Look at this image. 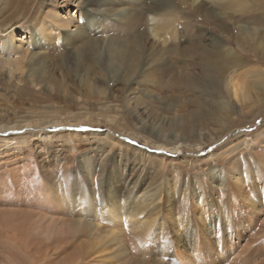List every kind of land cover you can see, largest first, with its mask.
<instances>
[{"label": "rangeland", "instance_id": "rangeland-1", "mask_svg": "<svg viewBox=\"0 0 264 264\" xmlns=\"http://www.w3.org/2000/svg\"><path fill=\"white\" fill-rule=\"evenodd\" d=\"M0 1L1 12L7 0ZM247 1L239 9L233 0H175L172 14L155 16L145 10L149 0H95L88 12L91 30L76 34L75 26L84 22L76 0L71 5L69 0H58L59 6L55 0H36L41 3L40 12L53 9L68 21L74 17L76 25L58 46L33 31L35 49L29 52L25 65L39 62L36 71L47 88L31 84L27 69L21 80L16 73L10 74L9 65L0 73L3 123L13 126L23 119L40 118V124L43 119L53 122L52 118L62 122L55 130L46 129L43 138L9 133L10 138L18 136L20 140L0 149V264H42L47 244L64 230L69 237L73 231H81L76 244L91 252L92 242L108 237L112 228L121 230L124 246L103 241V248L101 243V249L81 264H174L169 232L177 236L186 233L190 207L201 215L193 204L197 197L204 205H214L211 209L217 215L218 230L223 231L227 221L233 227L220 250L225 257L210 259L208 264H264V203L259 200L264 195V87H247L248 101L239 98L240 103L227 87L229 76L245 90L250 81L247 71H264V0ZM88 6L84 5L85 9ZM134 8L143 14L138 27L144 31V49L152 56L141 57L143 63L130 76L112 48L124 40L115 37L128 33L125 22ZM2 16L0 13V22ZM26 18L15 17L11 23L16 25L10 28L4 25L0 40L8 41L6 35L14 29L24 42L30 40L22 29ZM255 19L262 37L256 36V42L243 48L240 41L244 35L238 28ZM33 24L29 28L33 29ZM155 25L162 28L156 37L152 31ZM86 34L96 37L101 49L93 57L80 59L74 47L81 45ZM215 38L226 49L231 48L241 64L224 74L217 82L218 90L212 92L211 86L206 87L208 76L202 60L197 61L195 55V64H185L190 61L189 52L211 49ZM55 46L58 59L50 56ZM14 52L11 44L4 50L0 47L2 60L11 59ZM135 54L140 55L138 48ZM185 76L193 86H188ZM59 84L65 89L58 93L54 86ZM197 103L203 113L196 112ZM222 104L231 107L232 113L219 112ZM68 122L82 127L63 129ZM108 131L114 137L109 138ZM164 144L166 152L159 148ZM174 147L180 149L169 150ZM221 182L224 186L217 187ZM135 194L148 198L141 214L142 221L151 220L146 241L136 233L137 222L117 216L116 210L109 208L110 197L119 200ZM59 218L63 225L54 221ZM50 223L57 226L55 237L42 241L37 232L42 234ZM92 223L98 225L93 232L87 227ZM75 226L78 229L70 233L69 227ZM7 234L12 241L4 239Z\"/></svg>", "mask_w": 264, "mask_h": 264}, {"label": "bare ground", "instance_id": "bare-ground-1", "mask_svg": "<svg viewBox=\"0 0 264 264\" xmlns=\"http://www.w3.org/2000/svg\"><path fill=\"white\" fill-rule=\"evenodd\" d=\"M93 1H95V0H84L83 2H82V0H76V2H78V7L80 8L81 12L83 10L82 15H84V22H83L81 27L79 25L75 26L76 25V19L74 17L71 19V21H70V19L68 21L65 18H63L59 13H54L55 11L53 9L50 12H42L43 10H41V12H40L41 3H39V5H38L36 3V0H7L4 3L2 2L3 7H2L0 13L3 15L2 17H4V18L0 22V29L4 25L5 26L9 25L8 28L16 25V24L11 23L15 17L28 16V19L27 18H26L27 20L25 19L26 25H25V27L23 26L22 29L26 33H28V36L30 35V40L24 42L16 34L17 32L15 29L12 30L8 35H6V36H8V41L7 40H2V41L0 40L1 49L4 50V48H6L10 44L13 45L14 49H15V52H14L15 54H14V56H12L11 59L2 60L3 58L1 59V57H0V73H2V71H4L3 66L9 65L12 67V71L10 72V74L13 75L12 73H16V77L17 76L20 77L19 79L21 80L22 79L21 77L23 76L24 71L27 69L29 71V74H30L29 76H30L31 84H36V86H41L42 89L47 88V86L43 84L44 80L42 82V80H41L42 78H39V73H38V71H36V66H37V63H39V62H35V63L33 62L29 65H25L26 62H28L29 52L31 51V49H35L34 43L36 42V40H35V37H34L35 35L33 34V31L37 32L40 37L44 38V40H47L52 45H57V46L59 44V40L64 35L72 34V31H71L72 26L76 27V30H75L76 34L82 33V32L87 33V31L91 30V25H92V23H91L92 21L89 19L90 17L88 16V12H90L89 10L92 8V6L90 4ZM180 1L182 3H187L188 0H180ZM233 1H234V4L236 5V6L235 5L234 6L238 7L239 9H242L241 8L243 6L242 4L248 3L247 0H233ZM72 2H73V0H69L70 5L72 4ZM174 3H175V0H149V2L146 3V9L145 10L147 13L153 14L155 16H167V15H170L174 12ZM55 4H58V6L60 5L58 3V0H55ZM84 5L85 6L89 5L88 10H87V8L85 9ZM64 6L65 5H63V7ZM82 6L84 9L82 8ZM138 9L139 8L132 9L133 12L131 13L130 17L129 18L126 17V18H128L125 22V24H127L128 28H129V31L127 30L128 33H126L125 36L115 37V39H117L116 41H119L122 37L124 38V40L123 41L121 40L120 42H118V43H120V45L117 46L116 49L111 47L114 51L118 52V55H120L117 59L120 62V64L122 65V67L123 68L125 67V69L128 70L130 76L133 75V73H135V70H137L138 67L141 66V64L144 61L143 59H145L146 57H148L150 59L152 56V55H150V53L148 54V51H146L144 49L145 46H143V43H142V41L144 40L143 39L144 31L138 27V24L141 21V17H143V14H139ZM222 9H221V11H222ZM251 21L253 23H248L246 26L240 25L238 28L239 33L241 35H244L243 37L241 36L242 37L241 41L239 40L240 44H241V46H243V48H245L247 45H251L253 42H256V38H257L256 36L259 35V38L262 37V35L260 34L261 28L259 29V26H257L255 24L256 23L255 21H257V19L251 20ZM33 22H34L33 27H32L33 29H31V28H29V26ZM253 24H255L254 26H256V27H254ZM81 28H83V29H81ZM161 30H162V28L160 25H155L152 29L153 35L155 37L158 36L160 34ZM90 36H93V35H90ZM90 36L86 34V36H84L81 39V45L74 47V49L76 50L75 52L80 57V59L93 57V56L97 55V53L100 52L101 42H99V40L95 36H94L95 38H91ZM238 36H239V34H238ZM132 39H133V41H132ZM193 40H191V41H193ZM31 43H32V46H31ZM115 44H116V42H115ZM261 44H262V46H264V41H262ZM57 46L54 47V50H51V53L53 55H50L52 58H55V59L60 58V56L58 54H56L58 52V51H56L58 49ZM136 48L139 49V52H140L139 56H137V54H135ZM53 51H56V52L54 53ZM174 51L177 52L176 49ZM232 51L233 50H231V48L227 47V49H226L225 45L219 39L215 38L214 43L211 45V49L202 48L198 51L196 49L195 52H189L191 55L187 53L190 57V59H189L190 61L186 62L185 65L187 67H189V66L195 64V61L193 60L195 58L194 57L195 55L197 56V61L201 59L203 62V67H204V68L203 67L202 68L205 69L204 71L206 72V74L208 76L207 77L208 83H206L208 85L206 86V84H205V86L208 88L211 86V88H210L211 91L216 92L218 90L217 89L218 80L221 79L222 77H224V74L229 72V70H232L233 67L241 64V61L239 60V58ZM35 53H36V51H35ZM31 54L34 55V53H31ZM31 54H30V57L33 56V55L31 56ZM141 57H143V59H141ZM189 57L187 56V58H189ZM93 59H95V58H93ZM177 64L179 65V64H181V62L178 61ZM198 65H200L199 62H198ZM246 66H247V63H246ZM87 69H89V68H87ZM181 69H182V67H181ZM263 72L264 71L260 68L255 69V70L253 69L252 71H250V70L247 71V76H248V79H250V81L245 84V87L246 88L251 87L253 89L262 90L264 87V73ZM87 73H88V71H87ZM206 74H205V76H206ZM187 78L188 77L185 78V82H187ZM38 83L40 85H37ZM187 84H189L188 86L194 85L189 80H188ZM124 85H126V82H124ZM227 85H228L227 87L230 88L231 93L234 95V98L237 99L238 102H239V100H242V99L244 101H246V100L248 101V97H249V95L247 94L248 88L244 90V87H243L244 85H238L237 83L233 82L232 77L230 78L229 76L227 77ZM48 86H51V85H48ZM64 89H65L64 84H59L57 86H54V90L58 93L64 91ZM90 90H91L90 87H88L87 91L89 92ZM88 92H87V94H88ZM89 94H90V92H89ZM134 98H136V97H134ZM244 101H242V102H244ZM131 102H133V100H131L129 103L131 104ZM222 105L223 106H221V109L218 110L219 112H221L225 115H227L228 112L232 113L233 109L231 107H228L227 104H222ZM136 106H137L136 104L133 105L134 108H136ZM197 108H198V110L196 112L198 114L203 113L202 112L203 109L200 107V105L198 103H197ZM1 115H2V113L0 114V149L5 148L6 145L9 144V142L16 141V143H18L17 140H20L18 138V136H13L12 138H10L11 135L9 133H12V134L13 133L19 134V132H23V134H29L30 133L35 137L38 136V137L43 138L44 136H46L45 135L46 129H49V128L51 129L53 127L52 129L55 130V129H57V126H61V124H59V123H62L60 121L55 122L54 118H52V119L50 118L53 122H45L46 119L45 120L43 119L42 123L40 124V121L42 120L40 118L41 119V120L39 119L40 121L39 120L36 121V120L23 119V121L16 122L13 126H10L8 124L3 123V118ZM74 118L77 121L80 120V117H78V116H76ZM80 123H82V122H80ZM51 124L53 126L50 127L49 125H51ZM70 124L71 123L68 122L67 125H64L66 127H62V128L65 129V128H70V127L71 128H74V127L79 128L80 126L82 127V125H70ZM91 129H92L91 131L95 132L94 128H91ZM106 135L109 138H111V136H112V134L109 131L106 133ZM112 137H114V136H112ZM16 146H18V145L16 144ZM159 148L164 149L162 152H166L165 150L168 149L166 147V145L165 146H159ZM179 149H180L179 147H174V148H171L169 150L175 152V151H178ZM143 153H146V156L151 155L149 151H143ZM223 184H224V182H221L220 184L217 185V187L218 186L222 187V186H224ZM133 192L134 191H132V193ZM125 194H122V196H124ZM155 195H156L155 193L152 194V196H155ZM145 197L144 196L143 197L142 196L136 197V194H135L133 196H128V197L126 196L125 199H119L118 200V199H114L113 197L112 198L110 197L108 199V203L110 205L109 208H113V210L115 209L117 212V214H116L117 216H119V215L125 216L127 220L135 221V223L137 222V225L135 226L136 233L141 237L142 241L147 240L148 234L150 232L149 227L151 226V225L149 226V224L151 223V220H148V221H142L141 220V218H142L141 214L144 213L145 209L147 208L146 199H148V198H145ZM66 199H68V198H66ZM259 200L263 201L262 203H264V195L260 196ZM62 201H63V198H62ZM193 204L197 205L198 210L202 211V213L199 216L196 213V210L193 208V206L190 207V209L188 210L190 212L187 213L188 217H187V222H186V233L183 234L182 236L181 235L177 236L176 234H173V232H169L170 233L169 235L171 237L170 242L173 245L174 252H175L174 264H208V261L209 262L211 261L210 259L214 258V260H220L221 258L225 257V255L220 250L223 247V242H224L225 238L229 237L232 234V230H233L232 225L229 223V221L224 222V227H223L224 230L223 231L218 230L217 225L215 224L217 221V215L211 209V207L214 205L210 204V202H208L207 204L204 205V201L202 202L199 197H197L194 200ZM93 209H94V207H93ZM41 219H42L41 217L38 218V220H41ZM54 221H56L58 226L62 224L60 218H59V220H54ZM54 225H55V223H54ZM54 225H52L50 223L47 228L45 227V229L42 230V234H40V231L37 232L39 229L38 230L36 229L34 231L39 233V235L42 238V241H48L51 237H53L56 234L55 231L57 230V226L54 227ZM60 227L64 230V227H62V226H60ZM60 227H59V229L62 230ZM87 227H89L90 230L93 232L94 229L96 230L98 228V225L95 223L94 224L92 223V224H89ZM69 229L71 230L70 233H72V230H76V229H78V227L76 228V226H75L73 229H71L69 227ZM66 231L67 230L57 232L58 234H62V236H60V237L58 236L59 238L54 239V241L52 243L48 242L50 244H47L48 245L47 246L48 251L46 253V257H44L46 261H44L42 264H81L83 259H85V257L89 258L88 257L89 254L91 255L94 252V250H97L98 248L99 249L103 248V243H102L103 241H105L108 244H111L112 242H117V243L121 244L122 246H124V241H123V238L121 235V230H119L118 228H112L110 230V233L108 234V237H106L104 239L100 238V239H97L94 242H92L93 246H92L91 252L90 251L86 252V248H84V246H77V244H76V241L82 235L81 231H73L74 235H72V237H69L71 235L66 234ZM9 236L7 234L4 237V239L10 242V241H12L11 240L12 238L11 237L9 238ZM0 241H1V238H0ZM101 243H102V247L100 248ZM15 244H16V242H15ZM54 244H55V246L52 247ZM10 245L13 246L14 242L10 243ZM73 247H75L76 249H74V251H71V249ZM17 248H19V247H17ZM162 252L167 255L168 250L164 249ZM56 259H59V262H55Z\"/></svg>", "mask_w": 264, "mask_h": 264}]
</instances>
